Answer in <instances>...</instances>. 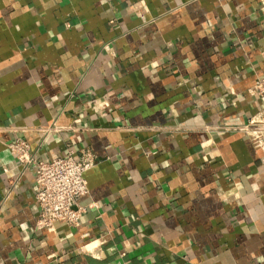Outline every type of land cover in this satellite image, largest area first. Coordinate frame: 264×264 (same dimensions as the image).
Masks as SVG:
<instances>
[{
  "label": "crops",
  "instance_id": "0c3cea01",
  "mask_svg": "<svg viewBox=\"0 0 264 264\" xmlns=\"http://www.w3.org/2000/svg\"><path fill=\"white\" fill-rule=\"evenodd\" d=\"M259 77L264 0H0V264H264ZM20 138L94 156L80 226L38 227Z\"/></svg>",
  "mask_w": 264,
  "mask_h": 264
},
{
  "label": "built area",
  "instance_id": "2783aa9c",
  "mask_svg": "<svg viewBox=\"0 0 264 264\" xmlns=\"http://www.w3.org/2000/svg\"><path fill=\"white\" fill-rule=\"evenodd\" d=\"M249 93L259 97L263 105L238 130L264 154V77L256 80ZM8 147L14 153L17 167L23 173L29 169L34 171L35 197L40 208L38 227L51 229L57 222H65L72 227L80 226L88 209L81 206L79 201L89 193L86 173L97 163L94 156L89 152L77 155L70 149L66 156L45 161L23 138L10 142Z\"/></svg>",
  "mask_w": 264,
  "mask_h": 264
}]
</instances>
